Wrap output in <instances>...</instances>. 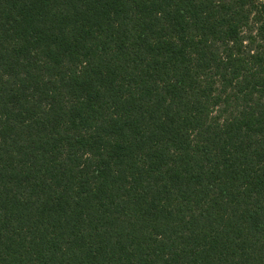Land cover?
Here are the masks:
<instances>
[{
	"label": "trees",
	"instance_id": "trees-1",
	"mask_svg": "<svg viewBox=\"0 0 264 264\" xmlns=\"http://www.w3.org/2000/svg\"><path fill=\"white\" fill-rule=\"evenodd\" d=\"M0 264H264V0H0Z\"/></svg>",
	"mask_w": 264,
	"mask_h": 264
}]
</instances>
